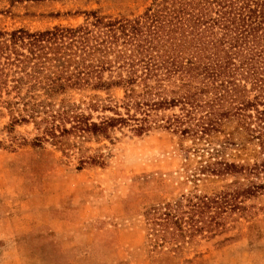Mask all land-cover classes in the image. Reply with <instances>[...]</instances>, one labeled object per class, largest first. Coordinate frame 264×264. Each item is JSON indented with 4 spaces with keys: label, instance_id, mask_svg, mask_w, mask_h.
I'll return each instance as SVG.
<instances>
[{
    "label": "trees",
    "instance_id": "trees-1",
    "mask_svg": "<svg viewBox=\"0 0 264 264\" xmlns=\"http://www.w3.org/2000/svg\"><path fill=\"white\" fill-rule=\"evenodd\" d=\"M83 13L77 25L0 29V105L11 124L32 121L42 127L36 143L66 154L116 126L190 138L203 157L198 177L145 209L150 245L176 253L227 231L243 202L264 192V0H151L131 16ZM88 162L101 163L83 154L78 168ZM200 180L222 183L203 190Z\"/></svg>",
    "mask_w": 264,
    "mask_h": 264
},
{
    "label": "rangeland",
    "instance_id": "rangeland-1",
    "mask_svg": "<svg viewBox=\"0 0 264 264\" xmlns=\"http://www.w3.org/2000/svg\"><path fill=\"white\" fill-rule=\"evenodd\" d=\"M150 1L0 0V29L77 25L88 10L131 16ZM109 95L119 98L122 90ZM11 121L0 105V264H264V192L245 200L223 233L196 236L176 253L151 247L145 209L193 187L203 157L188 149L190 138L116 126L78 140L66 154L51 141L36 143L42 127ZM83 154L101 163L78 168ZM197 182L203 190L222 183Z\"/></svg>",
    "mask_w": 264,
    "mask_h": 264
}]
</instances>
